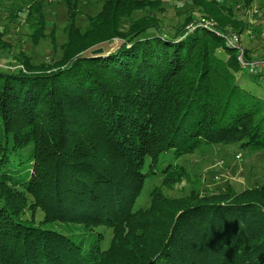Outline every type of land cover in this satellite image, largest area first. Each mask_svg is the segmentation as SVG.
Here are the masks:
<instances>
[{"label":"trees","instance_id":"1","mask_svg":"<svg viewBox=\"0 0 264 264\" xmlns=\"http://www.w3.org/2000/svg\"><path fill=\"white\" fill-rule=\"evenodd\" d=\"M164 1L103 0L81 32L77 0H64L60 60L36 65L20 52L19 68L0 67V264H264V185L172 200L153 193L148 210L132 211L146 157L153 165L202 145L264 157V100L236 76L259 83L264 74L242 71L236 52L206 29L185 31L192 14L170 33ZM190 1L202 15L195 21L208 16L220 31L238 33L245 22L235 6L255 2ZM30 6L37 43L46 29L43 0ZM114 39L116 50L91 55ZM10 120L35 144L29 173L11 162L26 138L18 131L13 140ZM38 208L44 221L87 230L88 240L100 226L112 228L113 239L106 249L93 239L83 248L24 219Z\"/></svg>","mask_w":264,"mask_h":264},{"label":"rangeland","instance_id":"2","mask_svg":"<svg viewBox=\"0 0 264 264\" xmlns=\"http://www.w3.org/2000/svg\"><path fill=\"white\" fill-rule=\"evenodd\" d=\"M39 1L0 0V34L4 41L0 42V67L11 71L19 68L20 65L15 62V56L20 52L36 65L42 63L50 65L54 61L60 60L61 46L66 41L64 28L67 24V10L64 0H43L46 29L44 36L37 43H33L30 35L35 26L33 20L28 18V11L32 3ZM228 1V4L243 2V0ZM253 1L257 3L259 0ZM102 3L103 0H77L76 24L81 32L87 28L89 18L100 11ZM164 7L165 14L161 22L164 23V27H167L170 33L175 30L174 28L171 30L170 26L181 24L190 14L193 18L185 31L187 29L188 32L193 31L194 21L202 16L190 0H165ZM144 14H146L144 11L137 12L134 14V18ZM242 15L235 13V17L238 19H243ZM204 17L211 20L208 16ZM243 20L245 21V19ZM213 23L216 24L214 21ZM225 28L226 30L232 29L230 26ZM243 41L248 44L245 37ZM120 44V40L114 39L110 43L103 44L101 48L105 52H113ZM254 49L252 48V53H255ZM218 53L220 57H225L221 50ZM236 76L240 85H244L254 95L264 100V78L259 83L258 81L252 83L243 73ZM16 123L18 122L5 121L8 134H13L12 138L18 144V131H24L26 140L22 142L24 144L23 149L19 153L17 152V155L12 156L11 162H13L14 168L25 165V171L29 173L34 162L32 152L35 144L32 140L27 139L30 131L18 129ZM144 163L143 172L146 174V178L140 194L135 200L132 209L134 212L148 210L153 201V193L158 194L160 198L172 200L183 199L193 194L200 197L216 194L224 191L227 187L240 192L264 185L263 153L261 151L242 152L234 146L202 145L193 152L182 156H175L172 152L162 154L158 162L153 165H150V158L146 157ZM165 177L166 182H164ZM26 199L29 202L32 201L31 196H26ZM157 204L161 203L158 202ZM30 218L33 219L35 225L69 236L76 243H81L83 248H89L93 239L98 240L99 248L106 249L114 236L112 228L100 226L92 233V239L88 240V231L83 230L79 225L44 221V213L39 208L35 212L30 209L25 212L24 219ZM128 245L133 246V243L130 242Z\"/></svg>","mask_w":264,"mask_h":264},{"label":"built area","instance_id":"3","mask_svg":"<svg viewBox=\"0 0 264 264\" xmlns=\"http://www.w3.org/2000/svg\"><path fill=\"white\" fill-rule=\"evenodd\" d=\"M235 9L242 11L243 19H245L243 20L245 28L242 33L230 29L222 32L212 20L204 19L195 21L192 30L203 28L221 38L227 49L236 52L238 66L245 73L254 76L264 74V0L253 2L248 7L238 4ZM244 37L248 44L243 41ZM250 46L255 48L253 55Z\"/></svg>","mask_w":264,"mask_h":264},{"label":"water","instance_id":"4","mask_svg":"<svg viewBox=\"0 0 264 264\" xmlns=\"http://www.w3.org/2000/svg\"><path fill=\"white\" fill-rule=\"evenodd\" d=\"M90 53H91V55L102 54L103 53V49L102 48H97V49L92 50Z\"/></svg>","mask_w":264,"mask_h":264}]
</instances>
